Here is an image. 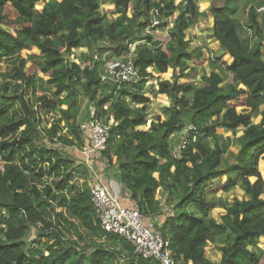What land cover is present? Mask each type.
Returning <instances> with one entry per match:
<instances>
[{"label": "trees", "instance_id": "16d2710c", "mask_svg": "<svg viewBox=\"0 0 264 264\" xmlns=\"http://www.w3.org/2000/svg\"><path fill=\"white\" fill-rule=\"evenodd\" d=\"M100 1L0 0V61L9 62L0 72V264H161L100 227L89 168L65 149L84 144L83 107L86 119L92 112L108 127L101 156L123 194L147 220L163 215L155 228L176 261L264 264V16L250 0L249 36L242 37L237 0L210 3L206 11L196 0H108L118 13L108 23ZM206 17L229 59L211 57L200 84L179 82L187 62L200 56L189 50L186 30ZM170 20L160 38L155 30ZM131 43L136 79L103 80L105 62L127 55ZM75 49H86L77 61ZM169 68L176 78L150 87L170 98L167 118L155 116L141 129L150 101L145 86ZM188 124L196 138L174 157L172 137ZM219 130L238 143L232 161L225 157L230 138L219 144ZM236 186L245 197L212 217L216 204L206 196ZM209 244L219 262L206 257Z\"/></svg>", "mask_w": 264, "mask_h": 264}, {"label": "built area", "instance_id": "2783aa9c", "mask_svg": "<svg viewBox=\"0 0 264 264\" xmlns=\"http://www.w3.org/2000/svg\"><path fill=\"white\" fill-rule=\"evenodd\" d=\"M264 16V5L258 9ZM157 11H153L154 15ZM158 24V18L152 16L151 27ZM152 33V30H147ZM137 71L133 64V52L105 62L103 80L112 82L134 81ZM80 129L84 136V144L80 150L82 161L88 166L90 173L89 195L94 213L100 227L109 233H114L126 239L134 251L142 257H152L161 264H192L176 261L169 249V241L160 232L147 223L134 203L125 204L118 192L119 185L114 181L106 182L100 174L96 160L107 148L108 127L91 112V117L82 122ZM197 131L189 124L183 130L180 147L172 149V156H177L179 150L187 145L190 139L195 140ZM106 161V160H105Z\"/></svg>", "mask_w": 264, "mask_h": 264}, {"label": "rangeland", "instance_id": "374dc122", "mask_svg": "<svg viewBox=\"0 0 264 264\" xmlns=\"http://www.w3.org/2000/svg\"><path fill=\"white\" fill-rule=\"evenodd\" d=\"M249 1L250 0H237V2H236V4H237L236 18L242 23V28L240 29V34L242 37L249 36L248 28L246 27L247 9H248L247 4L249 3ZM252 1H253L257 10L262 6V5L258 4L260 0H252ZM184 2H185V0H175L174 3L176 6H178L179 4H183ZM222 2H223V0H196V3L198 4L200 11H206L207 8L209 7L210 3H214L215 5H219ZM132 9H133V4H132V2H130L129 8L127 11L128 17L131 16ZM99 12L101 15H105V21L107 23L111 22L118 15V13L113 8V4L110 3V1H108V0H101L100 1ZM211 22H212V20L209 17L201 18V19H199V21H197V23L195 25L191 26L188 30H186L185 39H188V38L191 39L189 50L194 51L193 53L195 55V53H196L195 51H197V49H200V56L195 57L192 60V62L191 61L187 62L188 66L184 70L185 74L182 76H179V78H178L179 82L187 80V81H193L196 84H200L201 83V76L205 73L206 74L209 73V71H210L209 60L211 59V57H218L219 59H223L225 61H227L229 59L226 54H223L222 49L218 46L217 42L211 37V31H210ZM172 24H173V20H170V23L168 26L163 27V28H158L155 30V32L161 34L160 38L167 37L168 28ZM136 45H137V43H131V51L132 52L135 51ZM82 51H85V50L84 49H75L74 50V60L77 61V59H78L77 57H79V55L82 53ZM129 51H130V48H129ZM72 59H73V57H72ZM8 64H9V62H7L6 60L0 61V72L6 70V68L8 67ZM191 67H193V68H191ZM148 70L150 71L151 68H149ZM175 71H177V70H175ZM175 71L173 69L169 68L166 72L160 73L155 78H153L149 82H147L144 91H145L146 95L149 97L150 101L147 103V108L145 110L146 117H147V124L142 125L140 127L141 129H147L149 126V123L151 122V119L155 116L159 115L161 120H164L167 118V116L164 112V108L170 104V102H171L170 98L165 94L154 95V93L151 92L150 87L156 88L158 82L163 81V80H169L172 82L176 78V77H174V74H177ZM237 109H238V111L241 110L240 107H238ZM82 114L84 115L83 120H86L87 109L84 107L82 110ZM188 126H189V124L186 125L180 131V133H176V135H173L172 139H175V140H171V143H172L173 148H174L173 150L178 151L180 144H181L183 130ZM228 137L230 138L229 153L225 154V157H229L230 159H228V160L232 161L233 156L231 153L235 151V149L238 146V143L235 139H232L231 132L226 131V130H219V134L217 136V142L219 144H221ZM211 143H213V142L211 141ZM68 149H71V148H68ZM259 165H264V161L259 160ZM224 166H225V163L223 162L222 167H224ZM108 173L109 174L103 172V170L100 171L101 176L103 177V179L107 183L112 180V181H114V183L119 185V189H118L117 193H120V196H123L124 194H123V190L121 188L120 183L117 181L116 178L109 176L112 173L111 170L108 171ZM224 178H225V176H222L219 179L224 180ZM240 190H241L240 187L236 186L227 192L223 191V190L216 191V193H214L215 197L220 196L222 198V200L220 199V201L218 202V205H217L218 207H214L210 211V215L218 220L220 215L222 213H224V211H225L224 205L229 203L228 201L229 200L231 201L233 198H239L237 195H240ZM163 193H164L163 188H159V190H157V192H156V198H162ZM214 195L210 194V195L206 196V198L207 199L213 198ZM231 196H233L232 199L229 198ZM244 196H242V197H244ZM214 203H216V202H214ZM164 210L166 213L171 212L167 208H164ZM147 223L150 224L153 228H155L156 225L160 224L161 222L157 221L155 219H149V220H147ZM33 237H34V231H31L30 237L28 239L30 240ZM259 240L261 241V243H264V237H261ZM212 248H214V247H212L211 244L206 246V251H208L209 256H214L216 254V251H214L215 248L214 249H212Z\"/></svg>", "mask_w": 264, "mask_h": 264}, {"label": "crops", "instance_id": "0c3cea01", "mask_svg": "<svg viewBox=\"0 0 264 264\" xmlns=\"http://www.w3.org/2000/svg\"><path fill=\"white\" fill-rule=\"evenodd\" d=\"M84 50H86V49H84ZM82 52H85V51H82ZM83 117V114H82V112H81V118ZM87 120V119H86ZM86 120H82V122H84V121H86ZM81 122V123H82ZM66 149V148H65ZM66 151H68V153L72 156V157H74L75 158V160H77V161H82V155H81V152H80V150L79 149H77V148H75V147H72L71 149H66ZM105 160L103 159V157H100V158H98L95 162H96V165L98 166V168H99V170L100 171H102L103 170V172H105V173H107V174H109L108 173V171H110L111 170V174L109 175L110 177H113V178H115L114 176H113V168L112 167H110V166H108L105 162H104ZM260 161H264V160H260ZM260 166H262V167H264V165H260ZM108 177V176H107ZM241 189V188H240ZM245 195V193H244V191H242V189L240 190V195H237L239 198H237V199H242L243 197L242 196H244ZM232 197L233 196H231V197H229V198H231L232 199ZM245 197V196H244ZM122 198H123V202L125 203V204H130L131 203V201H130V199L128 198V197H126L125 195H123L122 196ZM220 199L222 200V198L220 197V196H217V197H215V195L213 196V198H210V199H208V200H210L211 202H216L215 204H216V206L215 207H218L217 205H218V202L220 201ZM230 201V200H229ZM228 201V202H229ZM163 215L162 216H159L158 217V219H157V221H160V222H162L163 221ZM216 219V218H215ZM211 246L212 247H214L215 248V246H213L212 244H211ZM214 248H212V249H214ZM214 251H216V254L214 255V256H209V253H208V251H206V249H205V255H206V257L208 258V259H210V260H212V261H215V262H219L220 261V259H221V253L215 248L214 249Z\"/></svg>", "mask_w": 264, "mask_h": 264}]
</instances>
